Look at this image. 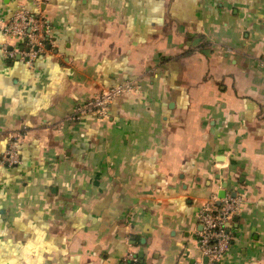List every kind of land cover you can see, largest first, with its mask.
Listing matches in <instances>:
<instances>
[{
	"label": "crops",
	"instance_id": "0c3cea01",
	"mask_svg": "<svg viewBox=\"0 0 264 264\" xmlns=\"http://www.w3.org/2000/svg\"><path fill=\"white\" fill-rule=\"evenodd\" d=\"M32 0H0V24ZM32 67L0 31V264H264V0H50ZM136 81L108 118L76 109ZM22 133V163L1 164ZM242 198L205 263L199 213Z\"/></svg>",
	"mask_w": 264,
	"mask_h": 264
},
{
	"label": "built area",
	"instance_id": "2783aa9c",
	"mask_svg": "<svg viewBox=\"0 0 264 264\" xmlns=\"http://www.w3.org/2000/svg\"><path fill=\"white\" fill-rule=\"evenodd\" d=\"M50 0H32L34 7L30 11L20 7L5 23L0 24L2 35L16 42L14 50L8 51L4 44V53L10 59L18 55L19 59L32 67L35 61L47 54L48 45H52L51 26L45 8ZM141 89L136 81H126L98 90L82 106L76 109L74 117L89 113L99 118H108L109 108L113 102L124 95H139ZM24 139L22 133H10L6 136V149L2 155L1 164L12 168L19 166L21 161L20 147ZM242 198L226 194L218 199L217 195L203 205L198 221L201 231L198 233L197 244L202 256L209 263L219 262L225 257L231 242L227 224L240 211ZM137 259L128 252L120 264H136Z\"/></svg>",
	"mask_w": 264,
	"mask_h": 264
},
{
	"label": "water",
	"instance_id": "95a60500",
	"mask_svg": "<svg viewBox=\"0 0 264 264\" xmlns=\"http://www.w3.org/2000/svg\"><path fill=\"white\" fill-rule=\"evenodd\" d=\"M207 262V259H206V261H205V263Z\"/></svg>",
	"mask_w": 264,
	"mask_h": 264
}]
</instances>
